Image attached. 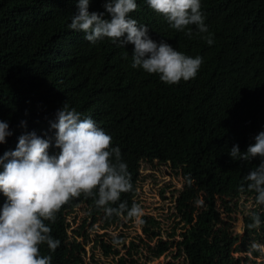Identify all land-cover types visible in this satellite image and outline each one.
<instances>
[{
  "label": "trees",
  "instance_id": "trees-1",
  "mask_svg": "<svg viewBox=\"0 0 264 264\" xmlns=\"http://www.w3.org/2000/svg\"><path fill=\"white\" fill-rule=\"evenodd\" d=\"M103 3L91 0L89 10L104 11ZM137 3L130 15L148 25L154 39L203 57L194 78L164 83L157 74L131 67L132 44L119 47L108 38L90 43L83 32L67 27L76 0H0V120L12 131L0 144V156L16 147L22 133L33 130L52 138L49 151H58L50 122L66 102L110 133L127 163L132 189L108 206L116 208L125 201L129 207L135 203L143 208V161L167 165L183 178L176 192L174 225L167 228L157 216L144 212L139 223L147 241L139 236L120 255L121 235L107 242L98 239L106 256L120 255L117 264H143L144 248L149 261L176 251L166 264H246L247 258L264 256L258 246L264 242V206L255 204L256 194L243 180L259 157L233 161L228 154L233 144L246 150L264 130V0H202L212 45L195 25L188 26L193 29L189 38L170 28L145 1ZM242 183L243 192L238 187ZM5 199L0 193V206ZM94 201V196L81 193L57 210L50 227L60 244L54 251L40 246L41 254L51 255L52 264H84L86 251L79 237L86 236L89 219L102 220L108 229L135 218L126 210L107 213ZM77 206L85 215L71 235L69 217ZM254 211L260 212L262 223L249 228ZM239 215L243 237L235 231Z\"/></svg>",
  "mask_w": 264,
  "mask_h": 264
},
{
  "label": "clouds",
  "instance_id": "clouds-1",
  "mask_svg": "<svg viewBox=\"0 0 264 264\" xmlns=\"http://www.w3.org/2000/svg\"><path fill=\"white\" fill-rule=\"evenodd\" d=\"M143 1L170 28L191 38L193 29L188 26L195 25L198 34H207L203 38L208 45L214 43L201 9L202 0ZM90 2L76 0L69 29L83 32L93 44L105 38L119 47L132 44L131 67L157 74L164 83L187 81L197 75L203 57L188 55L163 38L154 39L149 26L130 15L138 7L137 0H104V11H90ZM21 125L26 127V122L21 121ZM50 128L55 129L54 146L58 151H49L52 138L33 130L22 133L16 147L0 156V193L6 197L0 206V264H52L51 255L41 254L40 246L46 244L51 251L59 246L60 240L51 235L50 222L65 202L81 193L94 196L95 204L107 213L126 210L129 217L141 215L135 203L129 207L121 201L116 208L108 206L119 201L122 192L132 189L127 163L119 145H113L110 133L66 102ZM11 135L9 123L0 120V144ZM253 141L243 151L233 144L228 154L233 161L259 157V164L243 180L246 189L256 194L255 204L264 206V130ZM238 187L245 191V184ZM261 223L260 212H252L248 227L256 228Z\"/></svg>",
  "mask_w": 264,
  "mask_h": 264
},
{
  "label": "rangeland",
  "instance_id": "rangeland-1",
  "mask_svg": "<svg viewBox=\"0 0 264 264\" xmlns=\"http://www.w3.org/2000/svg\"><path fill=\"white\" fill-rule=\"evenodd\" d=\"M140 188L139 197L143 208L142 213L146 212L151 215L157 216L161 219L167 228H170L175 223L174 204L176 203L177 189L182 188L183 178L176 174L171 168L161 166L156 163L151 165L147 161H143L140 167ZM165 189V196L162 194V190ZM69 221L71 227L69 233L76 235L74 229H76L82 222L85 212L81 206L72 207ZM141 216V215H140ZM140 216L135 217L133 220L128 221L126 226L116 225L109 227L108 229L103 228V221L96 220L94 223L91 219L87 221L85 227V237H79V240L84 244L83 248L86 253L84 256V264H117V258L124 254L129 249V242L132 240L139 241V236L143 241H147L146 235L142 231L140 225ZM235 231L240 232L241 236L244 235L243 221L241 215L237 216V220L234 221ZM84 232V231H83ZM121 235L122 242L118 245L121 254L120 255H109L104 254V248L100 246L96 241L103 238L107 242L108 239ZM87 237V238H86ZM264 241V240H263ZM258 246L264 251V242L259 243ZM147 249L144 248L142 255V263L149 264H166L168 261L174 260V254L176 251L168 252L167 255H163L160 258L147 260L145 257ZM236 255L245 257L246 252H236ZM255 260V261H254ZM246 264H264V256H252V258L246 259ZM245 264V263H244Z\"/></svg>",
  "mask_w": 264,
  "mask_h": 264
}]
</instances>
